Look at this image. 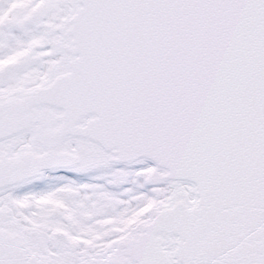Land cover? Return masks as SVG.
I'll return each instance as SVG.
<instances>
[{"label": "snow or ice", "instance_id": "6c2138e0", "mask_svg": "<svg viewBox=\"0 0 264 264\" xmlns=\"http://www.w3.org/2000/svg\"><path fill=\"white\" fill-rule=\"evenodd\" d=\"M0 264H264V0H0Z\"/></svg>", "mask_w": 264, "mask_h": 264}]
</instances>
